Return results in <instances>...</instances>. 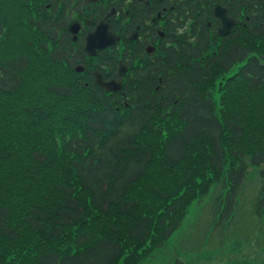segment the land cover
I'll list each match as a JSON object with an SVG mask.
<instances>
[{
  "label": "trees",
  "instance_id": "obj_1",
  "mask_svg": "<svg viewBox=\"0 0 264 264\" xmlns=\"http://www.w3.org/2000/svg\"><path fill=\"white\" fill-rule=\"evenodd\" d=\"M49 2L0 0V264H141L248 165L264 209V0H174L196 36L114 94L76 81Z\"/></svg>",
  "mask_w": 264,
  "mask_h": 264
},
{
  "label": "flooded vegetation",
  "instance_id": "obj_2",
  "mask_svg": "<svg viewBox=\"0 0 264 264\" xmlns=\"http://www.w3.org/2000/svg\"><path fill=\"white\" fill-rule=\"evenodd\" d=\"M175 5L174 0H50L46 6L55 8L53 18L64 16V25L53 31L57 38L69 41L67 59L76 81L103 89L97 84V74L103 82H119L122 87L152 65L158 74L169 48L196 36L189 30L190 21L175 10ZM218 24L217 28L219 20ZM98 31L110 33L115 41L88 55L84 52L86 38ZM120 68H124L122 76Z\"/></svg>",
  "mask_w": 264,
  "mask_h": 264
},
{
  "label": "rangeland",
  "instance_id": "obj_3",
  "mask_svg": "<svg viewBox=\"0 0 264 264\" xmlns=\"http://www.w3.org/2000/svg\"><path fill=\"white\" fill-rule=\"evenodd\" d=\"M36 139L51 145L49 137ZM258 170L247 166L231 196L235 207L226 211L220 200L222 184H212L205 196L190 204L168 240L141 264H264V209L257 208L263 182Z\"/></svg>",
  "mask_w": 264,
  "mask_h": 264
},
{
  "label": "water",
  "instance_id": "obj_4",
  "mask_svg": "<svg viewBox=\"0 0 264 264\" xmlns=\"http://www.w3.org/2000/svg\"><path fill=\"white\" fill-rule=\"evenodd\" d=\"M214 16L220 21V27L217 33L220 36H226L229 34L231 28L234 26V20L228 17L226 10L217 5L214 8ZM115 39L112 38L111 34L108 32H95L89 34L86 38V44L84 47V52L88 55H94L96 50H102L114 43ZM124 69V68H123ZM122 68H120L119 75L124 74ZM97 84L102 87L107 92H116L121 89V84L119 82L110 81L103 82L101 77L97 74Z\"/></svg>",
  "mask_w": 264,
  "mask_h": 264
}]
</instances>
